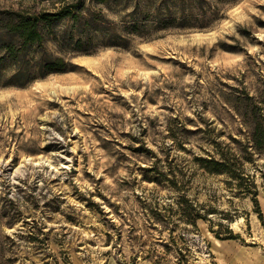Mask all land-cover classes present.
I'll return each mask as SVG.
<instances>
[{
  "label": "rangeland",
  "instance_id": "374dc122",
  "mask_svg": "<svg viewBox=\"0 0 264 264\" xmlns=\"http://www.w3.org/2000/svg\"><path fill=\"white\" fill-rule=\"evenodd\" d=\"M223 11L205 30L138 37L0 88V264H264V151L250 136L264 126V0Z\"/></svg>",
  "mask_w": 264,
  "mask_h": 264
},
{
  "label": "trees",
  "instance_id": "16d2710c",
  "mask_svg": "<svg viewBox=\"0 0 264 264\" xmlns=\"http://www.w3.org/2000/svg\"><path fill=\"white\" fill-rule=\"evenodd\" d=\"M239 1L162 0L153 8L148 0H62L59 7L40 11L27 6L0 9V88H25L66 73L77 56L130 50L138 37L149 41L165 31L205 30L223 19L224 5ZM126 5L132 8L116 19L104 12ZM250 136L255 149L263 152V124H253ZM200 161L211 173L232 174L226 161ZM182 211V218L196 226L200 214L193 207Z\"/></svg>",
  "mask_w": 264,
  "mask_h": 264
},
{
  "label": "bare ground",
  "instance_id": "6f19581e",
  "mask_svg": "<svg viewBox=\"0 0 264 264\" xmlns=\"http://www.w3.org/2000/svg\"><path fill=\"white\" fill-rule=\"evenodd\" d=\"M42 86L43 85H38L37 87H35V88H37V89H40V88H42ZM59 87V86H58ZM59 88H61L62 90H65V91H67V92H73L74 90H75V88H73V87H66V88H63V87H59ZM55 90H56V87L54 88V92H55ZM25 161H27V162H34L36 165H39V164H41V159L39 158L38 160H35V161H33V159L31 158V157H26L25 158ZM49 163V165L50 166H52V164L50 163V162H48Z\"/></svg>",
  "mask_w": 264,
  "mask_h": 264
}]
</instances>
